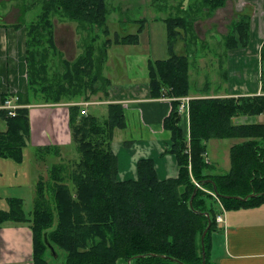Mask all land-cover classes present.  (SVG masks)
<instances>
[{"label":"trees","instance_id":"16d2710c","mask_svg":"<svg viewBox=\"0 0 264 264\" xmlns=\"http://www.w3.org/2000/svg\"><path fill=\"white\" fill-rule=\"evenodd\" d=\"M227 2L195 0L186 10L180 4L185 11L162 19L167 27L169 58L148 61L151 97L171 100L172 111L164 128L171 134L168 152L177 160L178 177L161 180L154 161L141 159L137 163L138 179L120 180L119 161L112 143L115 131L127 126L124 105L110 103L104 120L92 113L83 115L82 107L71 105L69 130L79 160L65 162L63 158L48 170L47 179L40 178L34 209L29 214L21 198H9L7 207H0V229L14 224L32 231L33 264H128L129 260L132 264H203L202 235L209 223L205 213L213 221L205 238L206 260L207 264H217L213 259V235L221 231L217 222L221 210L216 199L198 188L195 181L210 191L214 188L207 181L215 182L227 211L264 205V122L236 121L240 117L264 116V43L260 52L261 95L213 96L211 91L221 88L206 80L204 87L196 90L200 94L189 103V138L180 113L181 99L192 92V60L187 52L200 40L195 23L213 17ZM109 8L107 0H43L44 11L39 20L26 27L29 104L33 103L30 92L34 100L39 95L45 104L53 105L79 99L90 102L99 93L109 97L112 82L104 75L108 51L113 45H138L147 21L140 20L143 25L137 34H117L111 39ZM247 10L231 24L223 38V51L227 54L250 45L253 7L248 6ZM56 16L76 23L92 35L76 60L60 56L58 62H62L65 71L57 68L52 74L46 50L58 48ZM23 26L21 20L15 28ZM37 32L44 33V39H33ZM30 41L38 43L31 46ZM181 41L186 50L177 53ZM57 52L62 53L59 49ZM220 78L222 82L228 79L224 68ZM8 97L4 94L2 103ZM0 114L7 124V129L0 133V157L22 162L23 148L31 136L30 110L18 109L15 117L8 116L6 111ZM212 139H244L232 146L231 169L226 174L210 173L212 165L206 158L207 143ZM196 189L192 208L190 200ZM252 193L258 196L248 201L228 198H245ZM46 236L59 254L57 259L51 256Z\"/></svg>","mask_w":264,"mask_h":264},{"label":"crops","instance_id":"0c3cea01","mask_svg":"<svg viewBox=\"0 0 264 264\" xmlns=\"http://www.w3.org/2000/svg\"><path fill=\"white\" fill-rule=\"evenodd\" d=\"M248 6L253 7V10H250L252 11L250 45L247 49L231 50L227 54L229 56V68H227L229 77H235L237 75L241 81L239 80L238 87H235L232 83L225 84L226 82L222 81H220L221 83H215L214 85L217 88H221V91H211L213 96H216V93L221 97H242L262 94L260 52L264 43V0H228L225 7L218 9L214 16L207 20L206 28L213 30V33L218 29L219 34L215 32L213 35L216 37L219 36L221 38L220 42H223V35L229 32V26L239 20L248 11ZM22 15L23 10L18 6L10 10L4 9L0 13V105L2 104V96L9 94V97L13 98L21 107H28L31 121V136L29 140L33 146L38 151L50 147V151L55 152V156L61 154V159L66 158V152L70 151V147L66 145L71 142L69 107L75 104L82 107V103L85 101L79 99V102H62L57 105L39 102L40 104L36 105L33 104L36 100L32 98L33 103L29 104V87L27 81V40L29 35L25 27L15 28L18 26L19 21H21L19 19ZM199 22H202V20ZM195 29L196 35L199 37L198 29L196 27ZM211 37L214 38V36ZM55 40H57L56 31ZM185 46L181 41L176 48L181 53L186 50ZM57 47L64 54L66 60H76L77 57L69 60L68 52L58 44ZM168 54L170 56L169 50ZM247 55L248 57H253V60L247 59L248 63L245 65L244 60ZM218 62V60H215L214 64L217 63L219 69L222 70L225 66H222ZM50 63L52 65L55 64L53 61ZM251 63L255 65L253 68V76H250V68H246ZM61 64L58 62L52 69L54 70ZM224 70L226 69L224 68ZM64 71L65 68H61V72ZM220 72L217 73L219 76ZM204 85L205 81L203 82V86L199 88H203ZM123 88L115 86L112 82V85L108 89L109 97L105 98L103 93H99L91 98L90 102L92 104L88 107V112L89 108L93 107L96 109L94 114L103 120L106 117L102 108L106 106L108 111V105L110 103H121L126 109L127 126L125 129H117L115 131L112 143V150L119 161L120 180H137V163L141 159H152L154 161L158 176L161 180L177 178L179 175L177 160L173 154L168 152L172 146L171 134L164 128V121L172 111L171 100L166 97L158 99L152 98L149 89V80L146 84L139 86L138 84H132L129 87H125V89ZM196 90L191 92L189 97H197L200 93ZM0 115L2 116V114ZM182 116L184 118L183 124L186 129V135L189 138V117L187 114H182ZM236 121L241 124L261 123L264 122V116L240 117ZM230 140L232 141L225 149L227 154L226 159L228 158V161L232 146L244 141V139ZM222 148L224 149L223 145L217 144L214 150L218 151V149ZM207 156L212 165L209 153H207ZM230 169L231 167L228 168L226 173ZM216 171L212 165L210 173L221 174V172ZM6 206L7 203L5 206L1 205L0 207L6 208ZM225 221L224 224H219L221 231L213 235V259L216 263L264 264V205L252 208H241L231 213L227 211ZM0 230L3 232V242H5L4 237L6 236L14 235L15 239H18V243L15 244V247L18 245V248L16 247V254H19L18 251L21 250L20 254L26 259L23 263L33 264V252H28L30 244L27 242V253H22L24 249L21 247L23 235L30 232L32 236L30 228L23 225L8 224ZM10 249V244L4 245L3 252L0 253V264H15L23 261L22 257H20L21 255L17 258H12V255L9 254Z\"/></svg>","mask_w":264,"mask_h":264},{"label":"rangeland","instance_id":"374dc122","mask_svg":"<svg viewBox=\"0 0 264 264\" xmlns=\"http://www.w3.org/2000/svg\"><path fill=\"white\" fill-rule=\"evenodd\" d=\"M107 1L110 6L109 9H111L112 12L108 20L111 39H113L116 34L123 36L137 34L139 27L143 25L140 20L146 19L147 21L144 23V30L140 36V43L138 45H114L109 49V56L107 60L108 63L104 68V75L109 78L115 86L124 87L123 89H125V87H129V85L132 84H138V86L141 84H146L149 80L147 67V62L149 61L148 59L165 60L169 57L167 49V28L162 19L174 17L178 14V12L180 13L181 11H185L189 4L195 3V0ZM180 4L185 7V10H182L183 7H181ZM16 6H18L21 10L26 9V11H24L25 16H21L19 19L22 20L24 25L23 28H26L31 23H36L44 11L43 0H0V13H2L4 9L10 10ZM155 17H159L161 20H156ZM207 20H202V22L197 21L195 23V27L199 32L200 40L197 43L198 46L191 47L187 52L189 53L192 60V68L190 71L192 92L203 86V82L206 80H211L214 84L221 83L217 82L222 80L217 74L220 72V69L217 63L214 64L215 60H218L222 65H224L226 71L227 68H229V56L227 55L226 51H223V46H221L222 41L220 42L221 38L219 36L216 37L213 35L215 32L216 34H219V30L216 29V31L213 33V30L206 28L208 23ZM54 22L55 31L57 32V44L68 52L69 60H73L74 58L81 55L82 52H84L86 40H88L92 34L89 31H84L81 29L76 23L62 21L59 16L55 17ZM230 27L231 26H229V28ZM227 34L228 32L223 36L225 37ZM211 36H214V38ZM33 39L36 41L37 39H44V33L37 32L34 34ZM37 43L38 42L30 41L31 46H34ZM42 44L48 46V44L45 42ZM57 51L58 48H49L46 50V52L49 53V61H53L55 64L58 63L60 56L64 59V54ZM176 51L177 53H180L177 48ZM42 52H44V50H42ZM247 59L252 61L253 57H248L247 55L244 60L245 65L248 63ZM55 64H51L52 67L57 65ZM254 66L255 65L253 63L246 66V68H250V76L254 75ZM57 68L61 70V68L64 67L59 65ZM57 68L52 70V74ZM244 71L246 72V70ZM239 80L241 81L237 75L235 77H229L228 71V79L227 81H223H226L225 84L232 83L235 87H238ZM29 95L32 98L34 97L32 92H30ZM37 96V101H35L33 104L39 105V102L44 101H42V98L39 95ZM43 104H45V102ZM102 110L105 117H107V107H103ZM89 112L94 114L96 109L93 107L89 108ZM6 129V121L0 115V132L5 131ZM231 141L232 140L230 139H224L223 141L212 139L208 142L209 158L211 159L213 167L217 170L216 172H221V174L226 173L228 168L231 167V159L230 157L229 161L228 158L226 159L227 154L225 151L226 147ZM217 144L223 145L224 149L222 148L218 149V151H215L214 148ZM66 146L70 147V151L66 152L67 157L62 159L65 162L75 159L79 160L80 155L78 153L76 144L71 141ZM60 157L61 154L55 156V152L53 153L47 150L38 151L30 140L27 141V145L23 148L22 162L16 161L12 158L0 157V205L5 206L9 198H21L23 200L25 212L27 214L32 212L36 200L38 181L40 178H48V170L55 163L61 162L62 159ZM69 158L71 160H67ZM235 211L237 210L228 212L231 213ZM2 236L3 232L1 231L0 253L3 252L5 244H10L11 249L9 250V254L12 255L10 256L12 258L19 257L21 255V250L18 251L19 254H16V247L18 248V245L15 247V244L18 243V239H15L14 235H11L4 237L5 242H3ZM27 242L30 244L28 252L32 253L33 251L31 250H33V242L30 232H28L26 235H23L22 237L21 247L24 249L22 253H27ZM20 257H22L23 261L21 263L15 264H25L23 262L26 259L22 255Z\"/></svg>","mask_w":264,"mask_h":264},{"label":"built area","instance_id":"2783aa9c","mask_svg":"<svg viewBox=\"0 0 264 264\" xmlns=\"http://www.w3.org/2000/svg\"><path fill=\"white\" fill-rule=\"evenodd\" d=\"M181 100H182V103L180 106V112H181V114H187L189 117V103H190L191 98L186 97V98H182ZM89 105H90V103H82V106L84 107L83 114H87V111H88L87 108ZM21 108L22 107L19 104H17L15 102V100L11 97L6 99L5 102H3L0 105V110L6 111L8 113V116H10V117L17 116L18 109H21ZM195 184L197 185L198 188L203 189L205 192L209 193L210 195H212L216 199L217 204L221 210V212L217 216V222H218V224H224L226 222L225 221V215H226L227 210H226L221 198L214 191L204 189L203 186L199 182L195 181Z\"/></svg>","mask_w":264,"mask_h":264},{"label":"water","instance_id":"95a60500","mask_svg":"<svg viewBox=\"0 0 264 264\" xmlns=\"http://www.w3.org/2000/svg\"><path fill=\"white\" fill-rule=\"evenodd\" d=\"M207 182L212 183L213 188H214V192H215L220 198H222V196H220V195L218 194V189H217L216 183L213 182L212 180H208ZM197 191H198V189L195 190V192H194V194H193V196H192V198H191V200H190V205H191L192 208H193V201H194V198H195V196H196V194H197ZM257 196H258V194L252 193V194L248 195V196L245 197V198L240 197V196H234V197H228V198H235V199H237V200L248 201L249 199H251V198H255V197H257ZM205 215L208 217V221H209V223H208V226H207L206 230L204 231V233H203V235H202V245H203V264H207V260H206V252H205V238H206V236H207V234H208V232H209V230H210V228H211V226H212V223H213L210 214H209V213H205ZM45 242H46V244L48 245V247L50 248L51 256H52L53 258L57 259V258L59 257V254L56 252L55 248H54V247L51 245V243L48 241L47 236L45 237ZM163 257L165 258L166 256H163ZM128 264H132V261L129 260V261H128Z\"/></svg>","mask_w":264,"mask_h":264},{"label":"bare ground","instance_id":"6f19581e","mask_svg":"<svg viewBox=\"0 0 264 264\" xmlns=\"http://www.w3.org/2000/svg\"><path fill=\"white\" fill-rule=\"evenodd\" d=\"M93 38V37H92ZM86 45V44H85Z\"/></svg>","mask_w":264,"mask_h":264},{"label":"flooded vegetation","instance_id":"af4514ba","mask_svg":"<svg viewBox=\"0 0 264 264\" xmlns=\"http://www.w3.org/2000/svg\"><path fill=\"white\" fill-rule=\"evenodd\" d=\"M55 259V258H54Z\"/></svg>","mask_w":264,"mask_h":264}]
</instances>
